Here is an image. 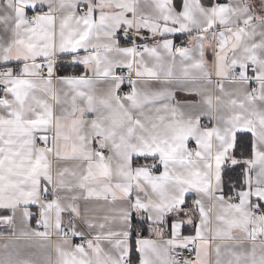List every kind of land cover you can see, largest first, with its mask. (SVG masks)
Listing matches in <instances>:
<instances>
[{
	"label": "snow or ice",
	"instance_id": "1",
	"mask_svg": "<svg viewBox=\"0 0 264 264\" xmlns=\"http://www.w3.org/2000/svg\"><path fill=\"white\" fill-rule=\"evenodd\" d=\"M0 229V264H264V0H0Z\"/></svg>",
	"mask_w": 264,
	"mask_h": 264
},
{
	"label": "crops",
	"instance_id": "2",
	"mask_svg": "<svg viewBox=\"0 0 264 264\" xmlns=\"http://www.w3.org/2000/svg\"><path fill=\"white\" fill-rule=\"evenodd\" d=\"M175 2H176L177 4H179V3H181V0H175ZM175 43H176L177 45H180V44H185V45H186V43H187V37L184 36V35H180L179 38L175 40ZM61 70H62V71H79V69H74V68H71V67H68V66H65V67L62 68ZM183 95H184V94H182V93L178 94V98L183 97ZM240 135H245V136H247L248 134H240ZM246 142H247V141H246ZM235 154H236V153H235ZM246 155H247V153L244 154V156H246ZM236 156H237L238 158L243 157L242 155H240V153H238ZM235 168H240V166H239V165H237V166L225 165L226 174H227V172H229V171H231V170H233V169H235ZM0 231H3V230L0 229ZM189 231H191V227H190V226H189ZM144 235H147V232H146V231L144 232ZM0 243H3V238H0Z\"/></svg>",
	"mask_w": 264,
	"mask_h": 264
},
{
	"label": "trees",
	"instance_id": "3",
	"mask_svg": "<svg viewBox=\"0 0 264 264\" xmlns=\"http://www.w3.org/2000/svg\"><path fill=\"white\" fill-rule=\"evenodd\" d=\"M238 153H240V155H242V156H244V154L246 153V152H244V151H237L236 152V155L238 154ZM240 171H241V169L240 168H235V169H233V170H231V171H229V172H227V177H234V176H237V175H239L240 174ZM235 180L233 179L232 180V182L228 185V187H232L233 185H235ZM228 187H226V191L228 190Z\"/></svg>",
	"mask_w": 264,
	"mask_h": 264
}]
</instances>
